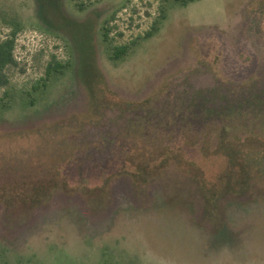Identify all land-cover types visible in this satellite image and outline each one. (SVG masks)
<instances>
[{
    "label": "rangeland",
    "instance_id": "rangeland-1",
    "mask_svg": "<svg viewBox=\"0 0 264 264\" xmlns=\"http://www.w3.org/2000/svg\"><path fill=\"white\" fill-rule=\"evenodd\" d=\"M161 9L166 19L147 38ZM13 32L0 169L58 147L75 191L33 204L0 177V264H264V180L239 186L226 155L202 151L212 131L213 148L264 136V106L234 108L264 99V0H0V42ZM120 46L128 53L116 59ZM55 63L64 67L34 90ZM94 70L119 101L152 106L95 113ZM137 129L198 162L208 191L195 169L160 167L164 156L138 180ZM246 160L255 172L264 161Z\"/></svg>",
    "mask_w": 264,
    "mask_h": 264
},
{
    "label": "trees",
    "instance_id": "trees-1",
    "mask_svg": "<svg viewBox=\"0 0 264 264\" xmlns=\"http://www.w3.org/2000/svg\"><path fill=\"white\" fill-rule=\"evenodd\" d=\"M171 1L185 7L200 0ZM82 9V6H80V10ZM166 16V9H161L160 18L153 23L151 30L147 32V38H151L159 31L160 25L166 19ZM103 30L104 42H108L107 40L109 31L105 27L103 28ZM15 34L16 33L13 32L9 38L0 42V90L5 89L8 86V79L6 77L5 70L9 66L15 64ZM128 49V46L116 47L114 51V58L117 59L119 57L125 56L128 53ZM63 67L64 66L61 63H55L53 65L50 64L47 67L46 78L42 81V83H40L39 86H35L34 90H37L40 86H46V81L51 76V74H53L54 72H60V69H62ZM93 73L94 74H92V77L94 78V83L90 85V89L91 107L93 108V110H95V113L99 111H105L106 108H109L111 106H115L119 110L126 112L140 110L148 111V108L152 106L154 100H145L139 103L119 101V99L113 97L112 93L109 92L103 78L98 73H96V70H94ZM110 96H112L113 99ZM6 98H8V93L5 91L3 96H0V110L7 109L9 107V104L5 101ZM257 104L260 106H264V99L251 96L248 97L245 103L241 104V106L235 105L234 108L235 111L239 109L240 111H242L243 108H247V112L250 113L249 108L251 106L255 107ZM262 119H264V116L262 117ZM148 120L145 118V125H147ZM250 121H248V125L251 124L252 126H256L255 121H253V123H251ZM258 121L260 120L258 119L257 122ZM137 134L143 139V142L141 144L143 145V147L135 151L133 150L134 153L132 152L134 156H139V164L137 169L135 170V176L138 178V180L151 172L152 169H155V167L152 166V162L156 159V156H164V158L161 160L160 167L169 164L171 162L170 160L174 159L182 164L183 168H186L185 172L187 174H190L192 172H190V169H195V171L200 174L198 178L203 191H208L207 179L205 177L203 169L199 166L198 162L194 163L185 160L182 156L183 154L181 151L176 152L168 148L162 149V147L157 144L158 142H156V140L155 142L149 140L150 137H148L149 135L146 134V130L144 129H137ZM212 136H215L213 131L208 134V141L205 143L203 142L202 151L203 153H205V155H226L228 157L227 170H231L233 168L235 171H238L237 174H235V178H233L234 183L238 181L239 186L245 185L246 187L253 176H258L262 180H264V161L259 162L260 166L258 165V168L255 172L254 166L249 165L250 162L246 160V158L250 157L251 153L257 152L258 156L264 159V136H260L257 134H251L246 136L245 138H239V136H235L236 138L233 137L229 141L224 140L217 142L215 148L211 146V140L213 139ZM59 149L60 148L56 147V149L52 150V152H50L47 156L44 155L43 152H41L35 154L34 157L24 162H17L11 165L9 164V166L4 165L0 169V177H5V180L8 181L7 186L27 188L26 190H23L20 195L32 198L33 204L44 202L47 196L53 191L61 190L65 193H72L75 190L70 187L68 179L65 176L63 168L61 167L62 162H65L68 158H70V154L68 151L64 152V149ZM244 178L245 180H242ZM244 182H247V184H245ZM107 185L108 181H105L100 187L97 188L100 191H105ZM89 191L92 190L90 189ZM205 195L207 200H209L207 194Z\"/></svg>",
    "mask_w": 264,
    "mask_h": 264
}]
</instances>
